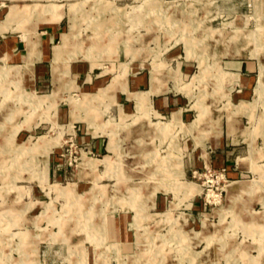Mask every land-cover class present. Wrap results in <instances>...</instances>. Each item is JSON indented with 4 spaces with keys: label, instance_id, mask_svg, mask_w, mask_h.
<instances>
[{
    "label": "rangeland",
    "instance_id": "rangeland-1",
    "mask_svg": "<svg viewBox=\"0 0 264 264\" xmlns=\"http://www.w3.org/2000/svg\"><path fill=\"white\" fill-rule=\"evenodd\" d=\"M1 1L0 17L17 11L0 21V31L15 30L0 41L20 37L30 60H0V264H264V137L258 165L238 176L248 180L209 161L183 168L186 133L197 152L221 133V115L211 114L256 105L264 118V0ZM61 19L52 66L41 61L31 82L40 25ZM235 55L258 62L251 101L232 99L240 86L225 61ZM126 60L129 75L151 73L150 89H127L126 66L115 74L110 63ZM165 85L189 100L192 120L152 109L148 94ZM116 87L136 96L126 119ZM233 145L237 160L244 142Z\"/></svg>",
    "mask_w": 264,
    "mask_h": 264
},
{
    "label": "crops",
    "instance_id": "crops-1",
    "mask_svg": "<svg viewBox=\"0 0 264 264\" xmlns=\"http://www.w3.org/2000/svg\"><path fill=\"white\" fill-rule=\"evenodd\" d=\"M0 3H3L1 1ZM66 13L62 17V19L65 17ZM5 17V15H4ZM0 17V21L4 18ZM62 19L53 24L49 25H40L43 27H46L45 29H41L40 31V43L38 47L34 50L32 54V68L33 72H27L25 76L29 78V80L32 82L35 79V68L36 66L38 69H40V62L45 59H51V66L53 62V56H54V37L56 35L57 31V25H60ZM39 29V28H38ZM13 32L15 30L12 29H5L0 32ZM63 32L60 34L62 35ZM22 34V33H21ZM26 43V42H25ZM124 50V46L122 48ZM5 54L7 55L6 59H0L1 61L5 62H11V65H25L30 60L28 56V45L26 43V46H22L21 44V38L17 37L16 35H7L5 39L0 41V55ZM119 54V53H118ZM126 54V52H125ZM115 60V59H114ZM115 66V74L121 70L122 67L126 66V76H125V82L127 89L132 91H145L151 88L152 86V77L151 73L147 74V72H135L132 71V73L129 75V60L127 61H119V62H110ZM226 68L225 70L235 72L237 73L236 76H234L231 80L228 82H233L237 85H239V89H237L234 92V97L232 99L235 100V103H239L241 101H251L253 100V95L256 89V85L258 83V76L256 75V71H258V62L256 60L246 59L242 56H234L233 59H229L225 61ZM73 67L77 73H74L76 75L80 74L82 72V64H79L78 62L75 64L70 65V67ZM98 66V65H97ZM94 66H89V70L86 72V78H91L90 71L92 70ZM136 67V66H134ZM224 69V68H223ZM105 69H102L100 73H103ZM113 75V77L115 76ZM65 79H73L69 72L65 76ZM75 81V80H74ZM141 86H146L145 89H139ZM77 87H80L77 85ZM102 88V86L100 87ZM113 90H115L114 100L117 104V110L118 115L121 118V115L123 118L126 119L129 117L130 114H134L133 111H130L129 108V99L136 98V96H129L128 92L124 90L121 87H116ZM231 99V101H232ZM148 102L151 104L153 102L152 109H156L160 113V117H168V119L171 117L172 113L174 111L180 110V117L182 120L188 122L192 119H189L191 114V103H189V100H185L184 96L173 92L170 89H168L165 85V87L161 90H158L156 92H151L148 94ZM189 104V105H188ZM188 105V106H187ZM166 113V114H165ZM209 113V112H208ZM197 114V113H196ZM221 115V123H222V131L219 134V136L210 135L209 138L205 141V143H200L201 146V152H197L194 146H197L196 138L193 136L192 133H186L190 136L191 140H187L184 142L183 146L185 148H191V150L188 152V157L183 160V168L185 174H189L192 172V170H195L197 166H200L204 161L212 162L213 164H224L228 168V175L235 177V179L231 181L236 180H248L245 178L238 177L240 173H243L242 171L247 170L249 168L256 167L258 164V157H256L255 150L258 147L257 142H259V139L264 137V118H263V111L255 108L254 110L248 114L246 112H237L234 113L233 116L229 117V112L226 109L225 111H220V113H216L215 115L209 116V117H216L217 115ZM138 115V114H137ZM136 115V116H137ZM135 116V117H136ZM134 117V118H135ZM155 117V116H152ZM253 119V123L250 127L247 125H244L243 119L244 118ZM133 118V119H134ZM158 118V117H155ZM262 121V133H260L259 124ZM133 119L127 123H131ZM203 123H208L209 120L207 119ZM248 127V128H247ZM144 128V126L142 127ZM209 128V126H208ZM207 128V129H208ZM204 129L205 128H199ZM257 130L259 134L254 135V131ZM133 136L137 137V134L130 133ZM185 134V135H186ZM143 137L149 136L146 134V132H143ZM109 140V139H108ZM242 140L244 142V145H241V147L244 148V152L238 156V159L236 160L235 152L239 151V148H236L233 144L237 143L238 141ZM212 145L211 149H207L205 147L206 143L209 142ZM95 144L98 143V145L102 144V141L98 139L94 140ZM105 149L108 148V141L106 142ZM201 157V158H199ZM259 163V162H258ZM97 174V173H96ZM20 201H16L13 206V212H17L18 203ZM38 201L31 200L30 204L33 206V203L35 204ZM12 211V210H11ZM17 214V213H15ZM121 222L118 223V227L121 229L120 232L118 231V235L121 238L125 239L126 237V231L124 230L125 226V220L122 218L120 220ZM117 234V232H116ZM130 235V234H129ZM122 239V240H123ZM121 240V241H122Z\"/></svg>",
    "mask_w": 264,
    "mask_h": 264
},
{
    "label": "bare ground",
    "instance_id": "bare-ground-1",
    "mask_svg": "<svg viewBox=\"0 0 264 264\" xmlns=\"http://www.w3.org/2000/svg\"><path fill=\"white\" fill-rule=\"evenodd\" d=\"M16 11H17V7L16 6H13V7H11L10 8V10H9V13L6 15V17H5V20H9V19H11L12 17H13V15H15V13H16ZM75 37V36H74ZM76 42V41H75ZM30 44H32V43H30ZM32 46V45H31Z\"/></svg>",
    "mask_w": 264,
    "mask_h": 264
}]
</instances>
